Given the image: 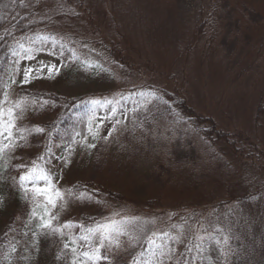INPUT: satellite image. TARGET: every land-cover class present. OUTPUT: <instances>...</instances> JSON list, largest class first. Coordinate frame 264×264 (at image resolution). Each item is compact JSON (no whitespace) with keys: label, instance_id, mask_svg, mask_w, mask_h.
I'll use <instances>...</instances> for the list:
<instances>
[{"label":"trees","instance_id":"obj_1","mask_svg":"<svg viewBox=\"0 0 264 264\" xmlns=\"http://www.w3.org/2000/svg\"><path fill=\"white\" fill-rule=\"evenodd\" d=\"M256 2L264 19V0ZM169 3L168 0H151L150 5L154 7L152 17L158 15L156 19H160L165 9L175 10L173 2L171 7ZM237 3L236 10H241L242 19L252 17V7L256 4L253 0H238ZM49 5H54V1L0 0V110L4 121L9 119V109H12L13 116L19 117L9 137L8 145L12 146L0 152V192L3 201L8 200L10 205L22 211L17 229L5 228L11 217L4 225L0 224V264H72L75 257L85 264H92L81 254L90 251L89 245L99 247V241L94 239L95 234L90 235L89 241L94 239L92 243L83 241L81 237L87 234L85 229L96 227L95 222L85 219L74 233L69 227H64L69 225L66 219L74 209L75 195L84 188L76 184L69 186L62 174L54 172L53 168L57 166L61 170L73 162L84 147L92 125L98 131L94 145L96 151L105 141L113 145L128 136L127 108L131 95H126L117 104L105 99L97 100L99 103H93L95 100L91 98L69 99L45 91L40 87L39 79L10 88V81L16 76L21 62L32 60L28 56L36 58L48 54L59 60V71L54 78L56 83L68 81L87 69L109 72L118 83L115 86L125 85L131 91L134 89L131 87L136 83L135 79H126L120 72L124 64L120 58H116L118 61L112 59L98 49L99 46H107L109 52L105 38L94 39L87 36L92 32L81 33L74 31L69 24L56 23L62 16L50 15ZM103 22L108 23L109 20L106 18ZM251 23L259 43L264 39V22ZM154 100L165 110L164 116L158 120L154 116L158 130L168 141L178 135L188 141L193 157L190 160L178 159L166 147L153 163L156 179H148L141 189L135 175L131 177V173L120 171L119 174L114 173L115 178L109 176L88 192L96 196L104 193L111 203L116 204L126 199L146 208L168 203L179 209L208 207L211 210L207 214L197 213L179 220V223L171 225L167 235L160 240L154 238V245L145 241L130 264L138 261L140 264L145 261L149 264H264V185L252 188L246 181L249 173L241 178V169L234 166L241 164L243 158L251 160L253 156L257 158L258 153L264 156V152H257L250 143L252 146H248L243 134L219 129L211 118L198 115L187 101L175 94L144 90L139 102L142 105L143 101L155 103ZM257 112L264 114V105L260 102ZM43 117H50V121L35 123ZM37 128H42L43 132L34 131ZM37 134L42 139L37 159L20 174L16 153L32 147ZM34 166L51 173L54 190L60 191L64 197L57 201V207L49 209V228L41 227L37 218L29 221L31 225H24L26 215L31 211L30 205L35 203L34 200L43 199L42 196L38 199L33 197L31 188L34 185L25 182L21 186L20 177ZM125 175L128 178L124 183L119 178ZM35 186L43 188L46 185L37 181ZM119 229V233H113L109 250L106 252L100 248L108 260L101 259L96 264H114L120 261L123 253L131 252L129 248L137 232L123 225ZM198 229H201L203 237L197 235ZM49 232L60 234L66 242L64 244L68 245L60 257L52 253ZM61 237L55 241L51 239L54 245L61 244ZM49 247V253L43 258V251ZM72 248L76 249L75 254Z\"/></svg>","mask_w":264,"mask_h":264},{"label":"rangeland","instance_id":"obj_2","mask_svg":"<svg viewBox=\"0 0 264 264\" xmlns=\"http://www.w3.org/2000/svg\"><path fill=\"white\" fill-rule=\"evenodd\" d=\"M53 1L54 5L47 6L51 7L50 15L62 16L56 23L69 24L74 31L81 33L92 32L87 36L94 39L105 38L109 52L107 46H99L98 49L112 59L118 61L116 58H120L124 63L120 72L126 79H135L136 83L131 87L134 89L131 91L125 85L115 86L118 83L109 72L87 69L68 81L56 83L54 78L59 71V60L48 54L21 62L16 76L10 81V88L26 84L23 82L24 69H37L43 63L55 65L58 71L49 78L45 68L29 82L39 79L40 87L47 92L69 99H105L112 104L131 95L126 124L129 137L121 138L113 145L105 141L96 151L92 145H95L98 131L92 125L84 147L73 162L61 170L57 166L53 168L54 172L62 174L69 186L76 184L84 188L75 195L74 209L66 219L72 233L85 219L94 221L95 226L115 221L118 227L123 225L126 229H134L137 235L129 248L131 252L123 253L120 261L114 263L130 264L149 237L160 240L171 225L187 216L191 218L197 213L207 214L211 209H179L168 203L146 208L126 199L116 204L111 203L106 194L92 195L88 189L97 188L109 176L115 178L114 173L119 174L120 171L131 173V177L135 175L141 189L148 179H156L153 163L166 147L178 159L190 160L193 157V149L188 141L179 135L168 141L158 130L154 121L164 116L165 110L155 100V103L143 101L141 105L139 100L144 90L175 94L187 101L198 115L211 118L219 129L243 134L248 146L253 145L257 152H264V114L257 112L258 102L264 105V39L258 43L251 28V22L261 23L264 19L259 14L256 0H253L256 4L252 7V17L248 19H242L241 10H236L238 0H168L176 8L165 9L160 19H156L158 15L154 18L151 15L154 8L150 5L151 0ZM106 18L111 24L103 22ZM111 61L108 57V63ZM48 121L50 117H43L35 123ZM133 140L136 141L131 142ZM32 142V147L16 153L20 174L35 163L41 149L39 134ZM8 144L10 139L8 133L4 132L0 135V148ZM242 161L238 164L241 168L237 163L234 165L241 169V178L249 173L246 181L251 183L252 188L264 185V156L258 153L257 158L253 156L251 160L243 158ZM125 178L128 176L119 179L125 183ZM3 198L0 192V224L4 225L11 217L5 228L13 231L19 227L22 211L10 205L8 200L3 201ZM34 202L26 215L25 226L31 225L29 221L33 218L42 224L41 216L49 221L51 206L47 207L46 214L44 197ZM197 235L203 237L201 229L197 230ZM60 237V234L49 232L48 239L53 245L55 257L62 255L66 242L61 237L58 246L51 239L55 241ZM49 250L50 247L43 251V258H46ZM75 259L77 264H85Z\"/></svg>","mask_w":264,"mask_h":264},{"label":"snow or ice","instance_id":"obj_3","mask_svg":"<svg viewBox=\"0 0 264 264\" xmlns=\"http://www.w3.org/2000/svg\"><path fill=\"white\" fill-rule=\"evenodd\" d=\"M21 47H23V45H21ZM27 58L33 59L34 57L28 56ZM45 68L49 72V78H52L53 74L56 71H58L55 65L48 66V65H44L43 63H41V66L37 69H32V68L24 69V81L23 82L27 83L29 82L30 78H37L38 74L44 71ZM93 103H99V101H93ZM109 103L111 102L109 101ZM17 107H20V105L17 104ZM2 115H3V112L2 110H0V135H3L4 132H7L8 136L11 137L12 135L11 129L16 126L15 120L18 119L19 117L13 116L12 109L8 110L7 115L9 119L7 121H4L2 119ZM36 131L43 132V129L37 128ZM11 146L12 145H4V147H11ZM92 146L94 147V145ZM2 151H3V148H0V152ZM40 159H43V157H41ZM50 177H51L50 172L42 168L35 167V166L28 173L20 177L22 187L25 182L34 185L31 188L34 198L38 199L41 196L44 197V200L46 201L45 203V213L46 214H47L48 206L57 207V201L64 198L62 194L60 193V191L54 190ZM37 181H43V183L46 186L43 188L39 186H35ZM25 191L27 192L28 190L25 189ZM33 215H35V212H33ZM40 219L43 221L41 227H44V228L51 227L50 221L44 220L43 216H41ZM64 227H71V225H64ZM54 231H59V229H54ZM85 231L87 234L82 236L81 239L85 242H88L90 235L95 234L96 239L99 241V247H91V245H89L90 251H84L81 255L86 259V261L92 262V264H96V262L100 261L101 259L108 260L107 255L101 254L100 248H104L106 252L109 250V246L111 245V240L113 239V233L114 232L119 233L120 231L119 227L117 226V222L113 221L111 222V224H97L95 228H87L85 229ZM148 243L154 245L155 241L151 237H149ZM65 247L67 248L68 245H65ZM117 247H119L118 244H117ZM72 252L75 254L76 249L72 248ZM72 264H77V260L75 258L73 259ZM137 264H140V262L138 261ZM143 264H149V262L145 261L143 262Z\"/></svg>","mask_w":264,"mask_h":264}]
</instances>
